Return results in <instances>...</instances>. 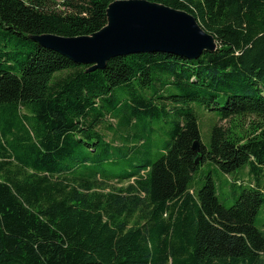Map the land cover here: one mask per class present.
I'll use <instances>...</instances> for the list:
<instances>
[{"label":"trees","instance_id":"1","mask_svg":"<svg viewBox=\"0 0 264 264\" xmlns=\"http://www.w3.org/2000/svg\"><path fill=\"white\" fill-rule=\"evenodd\" d=\"M115 1L0 0V264H264V0H145L212 36L196 60L89 71L32 40L90 36Z\"/></svg>","mask_w":264,"mask_h":264},{"label":"water","instance_id":"2","mask_svg":"<svg viewBox=\"0 0 264 264\" xmlns=\"http://www.w3.org/2000/svg\"><path fill=\"white\" fill-rule=\"evenodd\" d=\"M32 40L74 64L103 69L112 58L135 54H171L196 60L215 43L190 14L145 0H122L107 8V24L90 36L40 35ZM192 149L199 153V144ZM201 157H197L196 164Z\"/></svg>","mask_w":264,"mask_h":264},{"label":"rangeland","instance_id":"3","mask_svg":"<svg viewBox=\"0 0 264 264\" xmlns=\"http://www.w3.org/2000/svg\"><path fill=\"white\" fill-rule=\"evenodd\" d=\"M198 118H199V127H200V137H201V143L207 147L209 144V127H211L210 125L213 124L214 122H216V119L208 112H205L203 110H199L198 111ZM108 123L114 125V121H109ZM222 125H226V122H222ZM166 127H164L165 129ZM102 133L105 136V139L108 141H111L113 135L111 134V132L104 127V130H102ZM156 141L158 142V146H161V144L168 139L166 133L164 132V130L160 131L158 133L157 136H155ZM203 172L206 174L209 171H212L213 169L210 166L204 165L202 167ZM212 177L214 180H219V181H223L224 177L223 176H218L215 172H212ZM220 182V183H221ZM198 187L200 186V184L197 185ZM222 191H223V195L222 198H225V200H223L222 198H220L221 203L224 204L225 207H230L234 200L230 199L228 197L229 193H226L228 191V189L222 187ZM229 192V191H228ZM255 225L260 228V229H264V206L262 207V209L260 210V213L258 214L257 218H256V222Z\"/></svg>","mask_w":264,"mask_h":264}]
</instances>
